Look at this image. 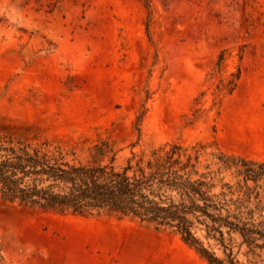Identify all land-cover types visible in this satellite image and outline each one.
Here are the masks:
<instances>
[{
    "label": "rangeland",
    "instance_id": "obj_1",
    "mask_svg": "<svg viewBox=\"0 0 264 264\" xmlns=\"http://www.w3.org/2000/svg\"><path fill=\"white\" fill-rule=\"evenodd\" d=\"M7 132L74 148L79 159L107 140L117 167L181 144L200 154V171L215 172L213 192H227L221 184L242 176L220 155L264 161V0H0ZM259 184L262 204L252 196L241 210L256 222L264 220ZM194 232L223 264H264V229ZM0 245L1 264H208L172 229L1 198Z\"/></svg>",
    "mask_w": 264,
    "mask_h": 264
},
{
    "label": "trees",
    "instance_id": "obj_2",
    "mask_svg": "<svg viewBox=\"0 0 264 264\" xmlns=\"http://www.w3.org/2000/svg\"><path fill=\"white\" fill-rule=\"evenodd\" d=\"M223 60L224 53L219 56V67ZM232 76L227 84L229 92L236 87L240 73ZM116 154L107 140L90 147L87 159H79L74 148L48 139L0 133V198L56 213H115L157 229H172L208 264L223 263L195 236L197 225L213 237L223 236L224 228L243 236L262 234L264 220L256 222L241 210L252 196L256 207L262 204L256 189L264 180V161L220 155L223 166L233 163L242 179L236 185L222 183L221 189L227 192L214 193L215 172L208 171V165L207 171H200V154L181 144L154 149L149 155H133L122 167L116 166ZM234 194L236 198L227 197ZM1 252L0 245V264Z\"/></svg>",
    "mask_w": 264,
    "mask_h": 264
}]
</instances>
